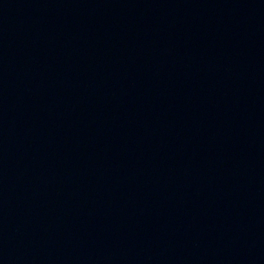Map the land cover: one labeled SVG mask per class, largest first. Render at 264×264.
<instances>
[{
  "label": "water",
  "instance_id": "95a60500",
  "mask_svg": "<svg viewBox=\"0 0 264 264\" xmlns=\"http://www.w3.org/2000/svg\"><path fill=\"white\" fill-rule=\"evenodd\" d=\"M0 264H264V0H0Z\"/></svg>",
  "mask_w": 264,
  "mask_h": 264
}]
</instances>
